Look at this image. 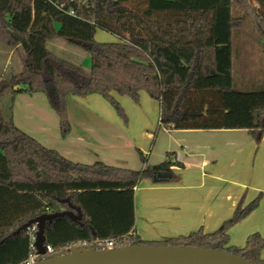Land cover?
Masks as SVG:
<instances>
[{
  "label": "trees",
  "instance_id": "16d2710c",
  "mask_svg": "<svg viewBox=\"0 0 264 264\" xmlns=\"http://www.w3.org/2000/svg\"><path fill=\"white\" fill-rule=\"evenodd\" d=\"M246 19L264 38V0H0V42L22 47L27 57L21 71L0 75V102L7 90L12 99L20 92L43 93L66 137L72 130L70 95L98 93L127 122L115 94L138 102L146 91L159 102L165 128H241L260 142L264 89L239 91L233 86V32ZM98 29L117 39L96 40ZM53 36L88 52L90 69L51 51L47 42ZM0 156L6 165L0 168V264H19L29 257L28 229L13 232L43 213L69 209L64 199L79 206L83 218L78 222L63 216L46 225L45 244L56 252L78 240L96 248L95 240L114 239V247L219 248L264 264L261 234H250L237 247L229 245L228 233L257 207L260 195L246 206L241 200L212 232L199 229L154 241L136 232L134 187L143 178L176 180L172 167L183 164L175 151L153 165L141 153V169L73 161L17 126L12 116L6 118L0 106Z\"/></svg>",
  "mask_w": 264,
  "mask_h": 264
},
{
  "label": "crops",
  "instance_id": "0c3cea01",
  "mask_svg": "<svg viewBox=\"0 0 264 264\" xmlns=\"http://www.w3.org/2000/svg\"><path fill=\"white\" fill-rule=\"evenodd\" d=\"M99 95L68 97L72 130L64 144L70 145L56 148L58 151L78 162L101 160L132 169L145 166L118 149L123 143L117 137L94 139L85 127L74 136L75 121L69 106V100H73L78 105L74 114L82 118L87 111L92 113L99 108L98 114L95 113L98 121L91 120L92 124L108 128L106 133L110 135L123 136L124 144L146 156L148 164L162 162L167 151H175L177 160L183 164L172 167L176 180L155 182L143 178L134 187L135 229L143 239L161 240L199 229L215 231L233 215L241 198L247 203L257 195H260L257 207L229 229V245L243 247L254 232L264 237V136L256 142L241 128H165L159 121V102L146 91H141L138 102L127 95L115 94L126 111L125 122L113 105ZM83 100L86 104L81 103ZM82 118L78 122L85 125ZM261 256L264 258V249Z\"/></svg>",
  "mask_w": 264,
  "mask_h": 264
},
{
  "label": "rangeland",
  "instance_id": "374dc122",
  "mask_svg": "<svg viewBox=\"0 0 264 264\" xmlns=\"http://www.w3.org/2000/svg\"><path fill=\"white\" fill-rule=\"evenodd\" d=\"M95 38L98 41H114L117 39L114 34L100 29L97 30ZM233 43L234 89L239 91L264 89V38L259 34L250 19H246L242 26L234 29ZM47 47L57 56L73 63L82 64L87 70L90 69L91 56L88 52L79 47L69 45L63 39L56 36L48 39ZM26 58V53L22 47L10 48L0 42V75L7 77L12 72L16 73L21 71L24 67ZM99 97L104 100L103 96L99 95ZM12 98L11 91L7 90L0 102L1 109L6 118L12 116L17 122V126L33 134L46 146H51L55 149L69 147L70 144H67V147L64 144L67 136L63 137L60 134L58 116L49 105L43 93L29 94L27 92H20L15 94L14 99ZM84 102L83 100L81 103L86 104ZM69 106L72 118L75 121L74 136L83 132L85 127L89 136L94 139H99L101 136H105L107 139L117 137L120 143H123V146L119 145L118 149L127 153L129 156H134L137 160L135 161L136 163L143 164L141 152L134 148L131 149L130 145L127 143L124 144L123 136L117 134L110 135L106 133L109 132L108 128H104L103 125L92 124V121H98L95 113L98 114L99 108H95V111L92 110V113L87 111L88 113L86 112V114H83L84 118H82L74 114L78 105L75 104L73 100H69ZM81 118L86 122V126L78 122L81 121ZM84 158L89 157L86 156ZM135 162L133 163L132 161L133 164H135ZM5 167L6 165L0 156V168ZM256 197L247 203L241 198L239 202L242 200V205L246 206ZM70 251H76V247L66 249L65 251H58L55 255L68 253Z\"/></svg>",
  "mask_w": 264,
  "mask_h": 264
},
{
  "label": "water",
  "instance_id": "95a60500",
  "mask_svg": "<svg viewBox=\"0 0 264 264\" xmlns=\"http://www.w3.org/2000/svg\"><path fill=\"white\" fill-rule=\"evenodd\" d=\"M63 202H67L70 208L43 213L13 232L16 234L22 229L37 224L35 245L38 253L43 257L31 264H259L224 249L164 244H131L111 248H91L46 257L44 255L46 225L63 216L78 222L83 218L79 206L74 205L69 199H64Z\"/></svg>",
  "mask_w": 264,
  "mask_h": 264
},
{
  "label": "built area",
  "instance_id": "2783aa9c",
  "mask_svg": "<svg viewBox=\"0 0 264 264\" xmlns=\"http://www.w3.org/2000/svg\"><path fill=\"white\" fill-rule=\"evenodd\" d=\"M78 1L80 2L81 0H78ZM69 12L71 14H73L74 10H70ZM27 229H28L29 234H30L31 254L29 255V257L26 260L22 261L19 264H31V263H34V262H36L38 260V257L41 256V254L38 253L37 247L35 245L36 234H37V231H38L37 224L35 223V224L31 225ZM94 243H96V245H97L96 248H94V246L92 244H90L86 240H78V241H74V242L69 243L67 245L66 249H70L72 247H76V250H87V249H91V248L101 249L100 247H102L104 245L106 246V248H111V247H114L115 240L114 239H110V240H107L105 242H102L100 240H95ZM66 249H63V250L61 249L59 251H65ZM55 252H56L55 247H53L51 244H45V254H44L45 256L48 255V254L55 253Z\"/></svg>",
  "mask_w": 264,
  "mask_h": 264
}]
</instances>
